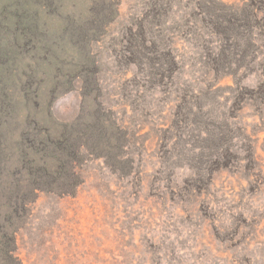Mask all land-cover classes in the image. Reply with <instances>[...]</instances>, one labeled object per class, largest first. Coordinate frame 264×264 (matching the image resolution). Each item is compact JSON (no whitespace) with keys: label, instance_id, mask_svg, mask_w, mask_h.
<instances>
[{"label":"rangeland","instance_id":"obj_1","mask_svg":"<svg viewBox=\"0 0 264 264\" xmlns=\"http://www.w3.org/2000/svg\"><path fill=\"white\" fill-rule=\"evenodd\" d=\"M6 88L109 136L12 219L15 264H264V0H0Z\"/></svg>","mask_w":264,"mask_h":264},{"label":"trees","instance_id":"obj_2","mask_svg":"<svg viewBox=\"0 0 264 264\" xmlns=\"http://www.w3.org/2000/svg\"><path fill=\"white\" fill-rule=\"evenodd\" d=\"M12 96L9 88L0 89V264H15L8 229L17 213L44 191L73 195L80 151H95L109 141L106 124H86L80 130L50 114L36 118L19 110Z\"/></svg>","mask_w":264,"mask_h":264}]
</instances>
